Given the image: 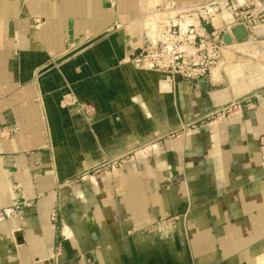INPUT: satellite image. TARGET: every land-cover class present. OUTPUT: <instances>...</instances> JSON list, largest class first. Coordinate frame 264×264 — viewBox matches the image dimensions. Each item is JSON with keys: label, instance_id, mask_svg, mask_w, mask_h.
I'll list each match as a JSON object with an SVG mask.
<instances>
[{"label": "crops", "instance_id": "0c3cea01", "mask_svg": "<svg viewBox=\"0 0 264 264\" xmlns=\"http://www.w3.org/2000/svg\"><path fill=\"white\" fill-rule=\"evenodd\" d=\"M167 1L0 0V211L15 210L0 264H264V25L205 81L164 89L129 58ZM218 1L230 31L239 19Z\"/></svg>", "mask_w": 264, "mask_h": 264}, {"label": "built area", "instance_id": "2783aa9c", "mask_svg": "<svg viewBox=\"0 0 264 264\" xmlns=\"http://www.w3.org/2000/svg\"><path fill=\"white\" fill-rule=\"evenodd\" d=\"M226 7L248 31L251 27L264 25V0H227ZM222 11L218 0L183 9L177 7L174 0H169L152 8L145 17L142 46L130 56L129 62L137 70L159 73L170 83L179 79H208L223 59L226 45L223 35L231 32L215 26ZM208 26L212 27V32ZM226 110L227 107L211 115ZM260 156L264 163V136L260 138ZM14 212V209L0 211V221Z\"/></svg>", "mask_w": 264, "mask_h": 264}, {"label": "rangeland", "instance_id": "374dc122", "mask_svg": "<svg viewBox=\"0 0 264 264\" xmlns=\"http://www.w3.org/2000/svg\"><path fill=\"white\" fill-rule=\"evenodd\" d=\"M215 111L216 110H214L212 112H215ZM235 111H236V106L232 105V106H227V110L221 114H215L212 116L211 115L212 112L208 113L207 115H205L201 118H198L196 120L191 121L190 123H188L186 125H183L180 129L174 130L173 132H171L166 137L159 139L158 142H156V143H163L164 141H166L168 139H172L178 135H182V134L188 135L192 131H194L195 129H197L201 126H204L209 122L220 120L221 118L225 119V118L230 117L233 113H235ZM156 143L153 142V143H149V144H146L144 146H141L138 149H136L135 151L129 153L128 155L121 157V159L112 161L110 163H106L105 165H103L101 168L97 169L93 173L113 170L114 168L122 167L123 165H125L126 163H128L130 161H140L143 158H147L152 154L153 145Z\"/></svg>", "mask_w": 264, "mask_h": 264}, {"label": "water", "instance_id": "95a60500", "mask_svg": "<svg viewBox=\"0 0 264 264\" xmlns=\"http://www.w3.org/2000/svg\"><path fill=\"white\" fill-rule=\"evenodd\" d=\"M252 25L254 26V23L252 22ZM209 31H213L211 26H208ZM249 37V31L247 30L246 26L244 24H241L234 29L231 30V32H227L223 35V40L226 45H231L233 41L241 42L246 40ZM205 81V79H203Z\"/></svg>", "mask_w": 264, "mask_h": 264}, {"label": "bare ground", "instance_id": "6f19581e", "mask_svg": "<svg viewBox=\"0 0 264 264\" xmlns=\"http://www.w3.org/2000/svg\"><path fill=\"white\" fill-rule=\"evenodd\" d=\"M219 22H220V21H219L218 18H217V19L215 20V25L218 26V25H219ZM147 26H148V24H147ZM258 26H262V25H257V27H258ZM223 52H224V50H223ZM163 84L165 85V86L163 87L164 89H170V88L172 87V86H171L172 83H170V82H168V81H165V82L163 81ZM165 91H167V90H165Z\"/></svg>", "mask_w": 264, "mask_h": 264}]
</instances>
